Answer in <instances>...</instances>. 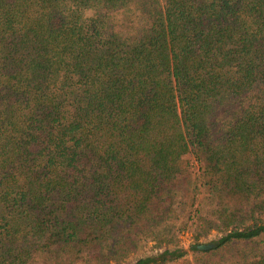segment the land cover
I'll return each instance as SVG.
<instances>
[{
  "label": "trees",
  "instance_id": "16d2710c",
  "mask_svg": "<svg viewBox=\"0 0 264 264\" xmlns=\"http://www.w3.org/2000/svg\"><path fill=\"white\" fill-rule=\"evenodd\" d=\"M189 230L264 264V0H0V264H188Z\"/></svg>",
  "mask_w": 264,
  "mask_h": 264
},
{
  "label": "rangeland",
  "instance_id": "374dc122",
  "mask_svg": "<svg viewBox=\"0 0 264 264\" xmlns=\"http://www.w3.org/2000/svg\"><path fill=\"white\" fill-rule=\"evenodd\" d=\"M221 237L220 234L217 232L211 233L209 236L202 238L200 240L201 245H213L219 238ZM177 242L180 244L181 247L185 249L186 252H188V256L186 257L188 264H205L203 261H206V259H209V256H203L201 254H197L193 251H191V245L195 243L193 239V232L192 230H189L185 233H182L178 235ZM155 244L152 242L144 243L141 250H139L133 257L130 258V261H135L139 258L153 255L155 253H158V249H156L154 246ZM246 249L245 245L241 246L240 248H236V251L232 254H226L224 259H220L219 257H213V260L210 261V264H234L235 261H237V258L240 255V251H244ZM165 248H163L161 251H164ZM182 263V262H181ZM39 264H44L40 262Z\"/></svg>",
  "mask_w": 264,
  "mask_h": 264
},
{
  "label": "water",
  "instance_id": "95a60500",
  "mask_svg": "<svg viewBox=\"0 0 264 264\" xmlns=\"http://www.w3.org/2000/svg\"><path fill=\"white\" fill-rule=\"evenodd\" d=\"M213 247H214L213 245H201V246H198L197 248L201 251H206V250L212 249Z\"/></svg>",
  "mask_w": 264,
  "mask_h": 264
}]
</instances>
